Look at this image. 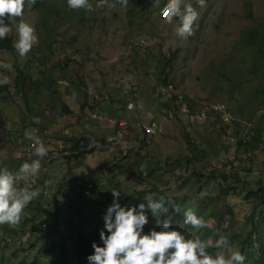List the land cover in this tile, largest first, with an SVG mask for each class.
<instances>
[{"label":"rangeland","instance_id":"1","mask_svg":"<svg viewBox=\"0 0 264 264\" xmlns=\"http://www.w3.org/2000/svg\"><path fill=\"white\" fill-rule=\"evenodd\" d=\"M50 1L52 4L41 14L40 22L39 11L27 8L22 17L13 20L8 34L11 37V49H0V64H12L11 69L0 67V79L7 77L9 80L8 84L0 85V165L5 162L9 165L7 167H11V156L15 152H22L25 137L22 135L25 130L22 124L26 122V125H30L27 120H22V116L28 119L38 117L41 125L38 128L39 134L43 135V129L48 131L49 138L42 140L50 142L45 144L50 151L41 162L43 167L46 165L45 171L52 174L53 179L54 166H50V162L46 164L45 159L57 154L62 156L63 151H67L60 148L65 143L69 146L68 138L76 129L73 124L79 122L81 116L83 121L80 128H93L92 123L97 119L92 120L89 112L95 109L108 114V110L119 107L121 102L117 99V90L126 99L137 98L142 102L143 111L136 118L149 120L151 117L147 119L145 114L149 107L155 108L162 115L164 111L161 103L164 99L158 88L163 78L176 83V88L187 96L185 101L191 106L218 100L227 106L232 115L250 124L224 122L222 125L223 122L214 119L210 113L201 120H193L182 114L174 120H165L160 116L159 130L149 136L146 147L140 149L141 153L151 155L149 159L156 157L161 162L165 158L175 159L188 154L182 135V130H186L195 145L204 148L206 158L202 162L203 166L201 164L202 167H199L202 173L212 167H221L225 162L227 164L235 156L233 164L238 167V164L242 165L240 168L244 174V186L254 187L258 181L264 182V100L258 96L259 86L264 85V0H205L203 7L196 0H186L199 13V19L193 26L194 35L187 40L176 35L179 19L167 23L165 17L159 14L160 8L167 6L168 0H128L127 6H122L118 0H108L107 4L99 7L97 4L100 0H91L94 10L89 12L82 9V14L70 9L67 0ZM59 6L67 7L68 14L66 8L59 9ZM21 20L33 26L38 37V43L26 57H21L15 48L18 40L17 25ZM72 34L76 36L71 39ZM45 65L50 68L48 71L43 68ZM18 70L30 76L23 95L17 87ZM41 76L55 80H52V85L58 91L55 99L44 89L37 92L42 88L40 85L36 88L37 93L32 94L33 83L42 79ZM78 80L82 82L80 86L75 85ZM68 81L72 84H68ZM130 84L132 89L129 92ZM101 91L107 93L108 99L100 101L99 106L96 104L91 108L83 100L87 94L100 97ZM60 102L66 104L63 114L58 112V105L62 108ZM104 122H97L100 126L94 128L106 129ZM131 128L130 123L126 127L114 126L112 133L120 141L121 136H125L123 132L130 133L133 131ZM240 136L246 137L244 143L236 142ZM58 138L64 140L56 143ZM130 144H121L125 146L118 149L120 151L115 156V166L116 162L109 164L105 160L99 161V173H103V176L99 179L101 185L94 186V191H98L95 194L90 192L86 197L81 196L74 189L80 187L77 182L71 187L73 192L67 180L57 184L52 179L46 182L40 190L42 197L39 201L50 211L57 207V226L51 222L50 215L49 221L46 217L43 219L45 224L40 227H44L42 230H33L31 221L15 226L18 234L3 230L4 236L0 237V264H15L17 261L18 264H72L69 259H65V254L63 260L60 258V249L53 243L57 232H65L71 223L78 225L82 233L90 232L91 238L83 247L81 258L73 257L77 249V242L73 238L65 242V252L72 256L73 264H88L86 258L93 253L92 242L102 246L99 228L104 229L103 217L113 202V188L121 191L119 201H125L120 204L122 207L147 204L149 197L156 199L158 192L164 190L171 195H184L183 199L188 202V209L191 210L194 209L198 195L205 199V196L215 192V180L200 177L196 181L191 175V168L174 167L173 178L163 185L157 179L144 176L135 167L130 170L127 166L119 168L125 159L120 154L130 155L139 149L137 144ZM74 162L73 158L70 162H58L61 177H69L67 165L71 168ZM107 163L110 170H106ZM57 174L55 171L54 176ZM181 177L187 178V181L178 188ZM79 179L78 182H81ZM62 185L61 194L52 198V192L57 193V188ZM131 191L133 197L128 196ZM134 198L139 199L136 201ZM226 200L234 212V226L242 231V217L248 201L242 199V193L237 190L230 191ZM217 202L221 204L219 200ZM146 214L149 222L145 232L155 225L150 211ZM37 217L32 216V210L26 207L22 220ZM210 222L212 224L207 219V223ZM180 227L187 228L184 222ZM33 245H37V250ZM224 251L220 248V252ZM30 258L34 260L27 261Z\"/></svg>","mask_w":264,"mask_h":264},{"label":"clouds","instance_id":"2","mask_svg":"<svg viewBox=\"0 0 264 264\" xmlns=\"http://www.w3.org/2000/svg\"><path fill=\"white\" fill-rule=\"evenodd\" d=\"M122 6H127L128 0H118ZM36 0H0V39L11 32L10 24L16 18L24 15L25 9H31ZM108 0H100L97 7L107 4ZM201 7L205 0H196ZM72 10L84 9L93 11L91 0H67ZM111 6V5H110ZM164 17L167 23L179 19L176 35L187 40L194 35V24L199 19V13L186 0H168ZM7 21V23H6ZM18 40L15 48L21 57L31 51L38 43L33 26L26 22L17 25ZM0 67L11 69L12 64H0ZM7 77L0 79V85L8 84ZM33 122L40 123L38 117ZM38 129L25 130L24 136L32 142L33 155L37 157L30 163L25 162L15 172L7 167H0V229L17 226L23 219L26 207L39 196V191L33 188L36 178L39 184L44 181L39 174L43 170L42 160L48 155V148L39 137ZM28 181L27 184H24ZM46 182V181H45ZM24 184V186H20ZM121 191L111 190L113 202L108 206L104 219V229L99 233L101 245L92 242L93 253L87 256L88 264H244L245 256L233 248L226 237L215 242L203 240L198 235L186 237L182 232L172 227V212L179 213L178 207H170V202L163 197H149L147 204L140 203L135 207H122L119 204ZM172 209V212H170ZM150 211L155 220V226L144 231L148 225ZM43 222V221H42ZM183 222L193 229L200 230L210 227L203 217L191 209L183 213ZM157 228L159 230H157ZM11 232V230H9ZM211 247L223 248L224 252L213 254Z\"/></svg>","mask_w":264,"mask_h":264},{"label":"trees","instance_id":"3","mask_svg":"<svg viewBox=\"0 0 264 264\" xmlns=\"http://www.w3.org/2000/svg\"><path fill=\"white\" fill-rule=\"evenodd\" d=\"M50 3L52 4L50 0H36V3L33 5L31 9L35 11H39L37 12V13H40L38 14L40 16L38 18V22H40L41 14L45 10H47L46 7H48ZM63 8H66L65 12L68 14L69 10L67 7L59 6V9H63ZM76 11L82 14V9H79ZM57 13L61 14L59 11H57ZM67 14L65 15L64 13L63 15H65V17L68 18ZM75 36L76 34H72L71 39L74 38ZM10 47H11L10 35H7V37L4 39H0V49L3 48V49L10 51L11 49ZM167 62L170 63V60H168ZM43 68L46 71L50 69L47 65H45ZM42 69L40 70L41 72H42ZM29 77L30 76H28V74H25L24 72L18 70L19 83L17 84V87L19 91L22 92V95L24 94V87L28 84ZM41 78L42 79L40 80H35V82L33 83L34 88H33L32 94L37 93L41 91L42 89H44L47 94H52L55 99V95L58 93L56 88L52 85V80L53 82H55V80L52 77H48V76L46 77L41 76ZM165 82H167V80L162 78L161 84ZM168 82H171V81H168ZM67 83L72 84L71 81H68ZM80 84H82V82L78 80L75 85L80 86ZM38 85H40V87L42 88L39 89L37 92H35ZM131 89H132V84H130L129 86V92L131 91ZM262 93H264V85L259 86V94H258L261 100L262 99L264 100V96ZM91 96L87 94V97H85L84 99L88 106L93 105L90 101H88V98ZM185 97L187 98L186 95ZM117 99L120 102L126 101L125 96H123L121 93H118ZM130 99H134V98H130ZM161 104H162L163 111H164V109L166 107H169L172 103L170 99H168V100H164ZM60 105L62 106V108L58 105V112L60 114H63V111H66V107H65L66 104L64 105V102H60ZM224 108L229 114H231L227 106H225ZM108 113L112 114V112L110 111H108ZM22 120H27V122L30 124V125H26V122H23L22 125H23V129L25 130L30 129L31 126H36L37 129L39 128V126H41L40 124L34 123L33 119L25 118V115L22 116ZM216 120L220 122L218 118H216ZM222 125H224V122L222 123ZM25 130L22 133L23 136H24ZM41 131L44 136L39 134V129H38L39 137L41 139L47 137L48 133L44 129ZM139 132H135V136H134V138L138 139L139 149L131 152L130 155L129 153L120 154V156L122 155V158H125V159L123 160L124 162H121V164L119 165V168L123 169L125 166H127V168H129L130 170L132 169V167H135L144 176L149 177L151 179H155V180L157 179L159 183L163 185V184H166L169 179L173 178V168L176 166H182V167H185L186 169H189V168L192 169L191 175L195 177L196 181L200 177H204V179L213 178L215 182L217 183L215 192L210 193V195L205 196V199L198 195V199L196 200V204L194 205V209L192 210L198 216L203 217L206 222H207V219H210V221H212V224L211 222L210 224L208 223L210 227L203 228L200 230L193 229L190 225H185V224L184 226H187V228L180 227V224L183 223V213L186 210H189L188 208L190 206L188 202H186L183 199L184 195L175 196V195L166 193L164 190L158 192V198L163 197L166 201L170 202L169 204L170 207H173V206L178 207L180 210L179 213H176V212H172V209H170V212H172V217H173L172 227L181 231L188 238H192L194 235H198L203 240L215 242L221 237H226L229 244L233 248L238 249L245 256L244 264H264V182L258 181L254 187L244 186L243 180H242V176L244 174H243L242 169L240 168L242 165L238 164L239 165L238 167L233 164L234 159H236L235 156H233L232 159H230L227 162V164L225 162L221 164V167H212L206 170V173H202L201 168L199 167L203 166L202 162H204L205 161L204 158H206L204 148L198 147L197 145H195V143L193 142L192 138L189 136L186 130H182V135L188 147V154L176 157L175 159L165 158L163 162H161L156 157L154 159H149L150 157H152L151 155H148L147 153L146 154L140 153V149L141 150L144 149L146 145L148 144L149 137L146 139L145 138L146 136L143 135L142 137L138 138L137 136ZM233 135H236V134L233 133ZM69 138L68 140L70 141V144H69L70 149L69 147L65 146V148L63 147L60 148L61 150L62 149H69L70 151L75 150L78 153L88 150L87 148L88 137L86 136L80 137L79 134L78 135L73 134ZM23 140H24V145L22 146V152H19L18 155L25 157L26 162H28L29 160L27 157V153L24 151V147L28 139L24 137ZM62 140H64V138ZM245 140H246V137L244 136H240L236 138V142L238 143H244ZM48 151H50V149H48ZM144 154L147 156L146 158ZM116 164L117 162L114 164V166ZM201 164L202 166H200ZM20 165L22 164H19V162L14 161V159H11V163H10L11 167H7L9 165H6L5 162H1L0 166L2 167L6 166L9 170H13V169L18 170ZM263 165H264V160H263ZM100 168H101V165L93 169H90L87 174L83 175V178L81 179L82 182L79 183L78 185H81L82 183L88 180L93 182V186L97 184L101 185L100 184L101 180L97 179V177L100 176V174L93 175L96 172H98ZM89 178H94V179L90 180ZM186 181H187V178L181 177L180 182L178 183V188H181V186H183V184ZM197 187H199V185H197ZM91 190L92 191L90 192L95 194L94 188ZM232 190H237L239 193H242V199H244L245 201H248L247 210L244 212L243 217H242V224H243L242 231H239V229H236V227L234 226L235 221H236L234 218V212L232 211L230 204L226 200V196ZM142 191H145V189H143ZM132 192L133 191H131L128 194V196L130 195L131 197H133ZM55 195H56V192L55 191L52 192V198H54ZM83 197H86V196H83ZM177 197H180L181 200L178 201L179 199ZM138 199L139 198H134V200L136 201H138ZM217 200H219L221 204H219ZM124 203L125 201L122 199L119 201V204L121 205ZM39 208H40L39 206H36L35 208L34 206H30V205L27 206V210H32V216L38 215L37 217L38 219L35 221V224L31 222V228L33 230H39V229L42 230L44 227L43 228H40V227H41L42 221H44L43 219H45L46 217L47 221H49L50 215H51L50 217L51 222L55 224L54 226L56 227L57 207L55 206L51 209V211L49 209L46 211V213H43V214L38 212ZM178 220L180 221L179 223H178ZM23 221L24 220H22L21 222ZM26 221H24L23 223H19L18 225H23ZM95 225L96 224H94V227ZM4 230L6 231L11 230V234L12 233L18 234V231L14 227L8 226V227H5ZM99 230L101 231L103 230V228H99ZM157 230L159 229L157 228ZM64 231L65 232H57V234L55 235V238L53 239V243L54 245L58 246V249H60L58 252V254L60 253V258L62 259V257H64V254H65L67 256L65 259H69V261L72 262L73 264L74 262L71 259L72 256L70 257V254L65 252L66 250L65 242H67L70 238L75 239V241L77 242V249L73 257H76L77 259H79L82 257L83 247L86 246L88 242L90 241L91 233L90 232L82 233L81 228L78 225L74 226L73 223H71L69 227L66 228ZM2 236L4 235L0 233V237ZM33 247L35 250H37V245H33ZM208 250L212 252L213 254L220 252V248H215V247H211ZM35 257H36V253H35ZM33 260H34L33 258L27 259V261H30V262ZM15 264H18V261ZM44 264H46V262Z\"/></svg>","mask_w":264,"mask_h":264},{"label":"crops","instance_id":"4","mask_svg":"<svg viewBox=\"0 0 264 264\" xmlns=\"http://www.w3.org/2000/svg\"><path fill=\"white\" fill-rule=\"evenodd\" d=\"M116 92H117V94L119 93L118 90ZM100 93H101L100 97L99 96L98 97H94V95H92L91 97L88 98V101L91 102V99L94 97V102L93 103L91 102L93 104L92 106H90L91 108L95 107L96 104H97L96 106H99V102L100 101H106L108 99V96H107L106 92L104 93V91H101ZM134 100L138 101L141 104V107L139 109L132 110V109L126 108L125 107V101H123L124 103L121 102V105L119 107H117V108H115L113 110H108V111L112 112L111 115L115 114L118 117H124L129 122H132L133 120L136 119L138 114L141 111H143L142 102L139 99H137V98H135ZM145 114L147 115V119L150 118L153 115L154 116H162V115H159L157 110L155 108H153V107H149L146 110ZM96 119L97 120L94 123H92V127L93 128H89V129L80 128V127H82V124H81V122L83 121V117L82 116L78 119L79 122L77 121V122H75L73 124V126H75V128H76L73 134H75V132H76V133L79 134L80 137L81 136L88 137V145H87L88 150L87 151H83L81 153H77V151H75V150L70 151L69 150L70 146H68L69 149H67V151H63L64 153H62L63 154L62 156H60V154H57L55 156L54 155L53 156H48V158L45 159L46 160V164L48 162H50V166L53 165L54 166L53 169L56 172H58V174L54 176L55 171L53 170L54 174H53V179H52V174H50V173L45 171V169L47 170L46 165H45V167H43L42 172L39 174V177H42L43 179H45L46 182L50 181L51 179H52V181L56 180L55 181L56 184L57 183H62L63 181L67 180V181H69V184H70L69 185V187H70L69 189H70L71 192H73L72 188H71L72 185L75 184L76 182L77 183H81L82 182L81 179L83 178V175L87 174L90 169H93L94 167L98 166L100 164L99 163L100 160L101 161L105 160L104 162H109V164L110 163L112 164L113 162H116L114 160H117V158H115V156L120 151V150L118 151V149H122L125 146V145L123 146L121 144H125V143H129L130 144L131 143L130 145H133V143H135V144L139 145L138 139L134 138L135 132H137V130H138L137 128H135V127L131 128L133 131H130V133H128V134L123 132L125 136H124V138H122V136H121V140L119 141V140H117V137L115 136V134L112 133V127H114V126L109 124V123H107V121L104 122L105 125H106L105 126L106 129H104V130L95 129L94 127L100 126V124H97V122L100 123L101 120L104 121V118H102V117H99V118H96ZM114 132H115V130H114ZM47 133H48V135L44 139H48L49 138V132L47 131ZM142 136L143 135L139 132L137 137L140 138ZM61 139H63V138H58L56 140V143L58 141H61ZM44 143L47 144V143H50V142H44ZM65 146H67L66 143L63 146V148H65ZM46 147H48V146H46ZM48 149H50V148L48 147ZM140 153H141V151H140ZM18 154H19V152H15V154L13 156H11L14 159V161L19 162V164H21L22 162H26L25 157H22V156H20ZM36 158L37 157H28V160H29L28 163H30L33 159H36ZM71 158H73V160L75 162L72 164L71 168L67 165V170L70 172V173H68L69 177H67V178L61 177V172H60L61 169L59 167H57V166H60L58 164V162L59 161H64V160H68L70 162ZM45 160H44V162H45ZM107 166L108 167H107L106 170H110V167H109L108 163H107ZM80 171H83V173H80ZM97 174H100L99 171L96 172L93 175H97ZM101 174H103V173H101ZM101 174H100V176L97 177V179H100V177L103 176ZM78 178H81V179H79L81 182H78ZM42 187L43 186L41 184V181L39 182V184L33 186L34 189L39 191V196L36 199H34L29 205L30 206H34V208L36 206H39L40 208H39L38 212L43 214L44 211L48 210V208L47 207H43V203L39 201V199L42 197V194L40 192V190H42ZM93 188H94V186H93ZM57 189H59V191L54 196L55 198L58 195L61 194L60 191L63 190V185L61 186V188L58 187ZM97 192H95V193H97ZM104 197H105V195H104ZM105 198H109V197H105ZM57 214H59V212H57ZM37 219L38 218H32L31 220H27V221H29V223L31 221L33 224H35V221ZM27 221L24 224H26ZM56 223H57V218H56Z\"/></svg>","mask_w":264,"mask_h":264},{"label":"built area","instance_id":"5","mask_svg":"<svg viewBox=\"0 0 264 264\" xmlns=\"http://www.w3.org/2000/svg\"><path fill=\"white\" fill-rule=\"evenodd\" d=\"M166 10V6H162L160 8V16L164 17V12ZM158 92L163 97L164 100L170 99L171 105L169 107H166L164 109V113L161 117L165 120H174L177 115L179 114L184 115L185 117H190L193 120H201L205 118L209 113L214 116V119L218 118L220 122H230L233 124L238 125H249L250 122L247 120H244L242 118H239L237 116H234L232 114H229L225 110V106L223 103L220 104V102H217L218 100H214L215 102H207L201 105H195L191 106L187 101H185V94H183L182 91L178 90L172 82H165L163 84L159 85ZM125 107L129 109H139L141 107V104L137 101H132L130 98H127L125 101ZM99 115H102L105 121L107 123L118 126V127H126L128 123L131 124L132 127L137 128L142 135H145L146 139L153 134L154 132L159 130V123H158V117L160 116H151V118L147 121H143L139 118H136L132 122H129L124 117H118L115 115L107 114L105 112H98L97 110H92L89 112L90 118H98ZM35 128L36 126H31L30 129ZM66 130V129H65ZM32 142L30 140H27L26 145L24 147V151L27 153V157H35L33 155V148H32ZM12 172L17 171L16 169L10 170ZM37 182V178L35 181V184ZM28 181H25L24 184H27ZM45 183V181H44ZM24 184L20 186H24ZM34 184V185H35ZM33 185V186H34ZM93 187L92 181H85L80 185V187L74 188L77 190L81 195L87 196L91 189ZM44 226V222L41 223V227ZM3 230L0 229V233L2 234Z\"/></svg>","mask_w":264,"mask_h":264}]
</instances>
